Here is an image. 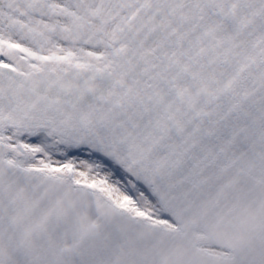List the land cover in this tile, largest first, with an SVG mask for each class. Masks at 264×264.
<instances>
[{
    "label": "snow or ice",
    "instance_id": "1",
    "mask_svg": "<svg viewBox=\"0 0 264 264\" xmlns=\"http://www.w3.org/2000/svg\"><path fill=\"white\" fill-rule=\"evenodd\" d=\"M0 264H264V0H0Z\"/></svg>",
    "mask_w": 264,
    "mask_h": 264
}]
</instances>
